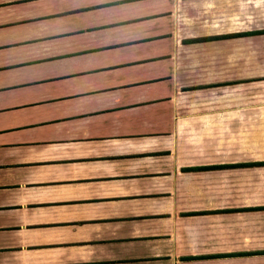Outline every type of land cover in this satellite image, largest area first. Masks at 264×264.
<instances>
[{
	"label": "crops",
	"instance_id": "0c3cea01",
	"mask_svg": "<svg viewBox=\"0 0 264 264\" xmlns=\"http://www.w3.org/2000/svg\"><path fill=\"white\" fill-rule=\"evenodd\" d=\"M251 60L264 0H0V264H264V160L195 113Z\"/></svg>",
	"mask_w": 264,
	"mask_h": 264
},
{
	"label": "rangeland",
	"instance_id": "374dc122",
	"mask_svg": "<svg viewBox=\"0 0 264 264\" xmlns=\"http://www.w3.org/2000/svg\"><path fill=\"white\" fill-rule=\"evenodd\" d=\"M248 65L251 68V74L238 75H217L206 76L209 82L227 87V85L238 87L240 101L238 105L218 106L208 108H195V113L233 114L239 115L241 120L233 124L232 130L239 134L241 145L245 146L246 155L240 154L241 162H249L251 160H264V74L253 73L255 71H263V60H251ZM247 61H242V65H246ZM205 79V76H202ZM203 79V80H204ZM211 84V83H210ZM198 126L203 125L197 123ZM225 130L230 124H224ZM258 162V161H257Z\"/></svg>",
	"mask_w": 264,
	"mask_h": 264
}]
</instances>
